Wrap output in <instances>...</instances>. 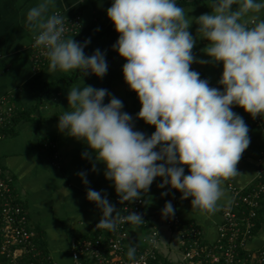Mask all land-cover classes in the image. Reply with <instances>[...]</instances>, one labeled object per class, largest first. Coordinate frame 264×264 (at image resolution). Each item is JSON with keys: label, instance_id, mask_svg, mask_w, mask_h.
<instances>
[{"label": "clouds", "instance_id": "clouds-1", "mask_svg": "<svg viewBox=\"0 0 264 264\" xmlns=\"http://www.w3.org/2000/svg\"><path fill=\"white\" fill-rule=\"evenodd\" d=\"M54 3L40 0L25 21L37 33L34 47L44 50L48 71L104 77L106 54L96 49L87 56L90 41L65 39V15H48ZM209 7L210 13L194 21L195 38L188 31L193 21L178 0H112L106 10L119 34L112 48L126 61L124 82L141 105L135 119L155 128L150 136L134 130V118L122 111L119 98L104 103L107 89L83 84L68 90V110L58 118L57 129L87 145L90 151L83 156H93L92 171L96 163L104 164V177L121 203L140 199L160 178L159 188L175 189L181 200L191 198L192 209L212 214L224 194L222 183L240 175L236 165L250 144L249 128L232 109L264 119V20L253 15L249 26L244 18L264 10V0H209ZM196 39L208 41L201 50L207 60L193 54ZM193 63L222 65V89L201 79ZM78 175L88 184L87 173ZM86 199L102 213L97 229L115 232L125 223H144L134 212L113 215L114 206L100 191L89 188ZM175 211L168 201L161 216L172 217ZM135 253L130 243V261Z\"/></svg>", "mask_w": 264, "mask_h": 264}, {"label": "crops", "instance_id": "crops-1", "mask_svg": "<svg viewBox=\"0 0 264 264\" xmlns=\"http://www.w3.org/2000/svg\"><path fill=\"white\" fill-rule=\"evenodd\" d=\"M39 3L40 0H0V101H5L14 112L18 110L21 113L14 123L12 116L9 123L2 127L4 134L0 133V179L12 180L13 193L27 212L29 226L36 234V243L54 263L73 264L71 252L74 245L101 230L96 225L102 213L95 203L86 199L88 189L100 191L113 206L115 189L112 182L104 177L103 163H96L95 171L91 170L93 156H83L85 151H90L87 145L57 129L58 118L68 110V90L83 88L84 85L107 89L110 95L105 97L104 103H108L111 96L119 98L123 102L122 111L134 118L135 131L150 136L155 128L135 119L141 105L136 93L129 90L124 82L122 66L126 61L112 48L119 36L106 15L112 0H55L48 12V15H65L67 19L81 18L77 34L65 39L72 37L81 44L90 41L84 48L87 56L96 49L106 54L108 71L102 78L94 75L82 77L79 71L50 73L48 60L39 70L34 68L30 46L37 33L29 30L25 21L28 10ZM178 6L183 7L186 17L193 21L188 31L195 38L198 25L194 21L212 11L209 0H178ZM235 7L232 6L233 10ZM253 15L264 20V10L250 13L244 18L249 26ZM207 43L206 40L196 39L192 52L197 59H208L201 51ZM191 68L200 73L201 79H207L210 87L222 89L218 84L222 65L193 63ZM232 110L247 124L250 144L236 165L240 175L222 183L224 194L214 213L201 214L191 208L190 197L181 200L182 194L175 189L168 186L159 188L160 178H156L144 193L145 206L141 217L145 223L140 224L142 228L135 226L133 237L136 242L142 243L144 232L158 230L161 236L158 247L164 259H181L177 243L172 241V234L165 223L168 218L161 216L166 202H172L182 227L195 225L201 231L202 240L213 244L218 237V225L222 222V209L231 200V187L246 192L256 182L257 160L264 152V132L251 122L243 108L234 106ZM46 144L53 146L46 147ZM80 172L87 173L88 184L82 183L78 175ZM165 191L168 194L162 196ZM260 202L257 231L247 243L248 250H257L264 245V196ZM2 259L0 255V264H7ZM20 261L24 263V259Z\"/></svg>", "mask_w": 264, "mask_h": 264}, {"label": "built area", "instance_id": "built-area-1", "mask_svg": "<svg viewBox=\"0 0 264 264\" xmlns=\"http://www.w3.org/2000/svg\"><path fill=\"white\" fill-rule=\"evenodd\" d=\"M80 27L79 16L66 18L64 38L77 34ZM35 36L30 48L34 68L39 70L48 59L42 48L34 47ZM13 114L14 109L6 106L5 101H0V128L9 123ZM249 117L264 132V119ZM55 158L58 159L57 154ZM257 164L256 182L248 191L231 187V200L222 209V222L218 225V237L213 244L202 240L201 231L195 225L182 227L180 217L174 215L165 223L181 253L178 261L160 256L158 245L161 236L158 230L144 232L142 243H138L133 237L136 225L125 223L115 232L101 229L99 233L81 239L71 252L73 264H264V245L257 250L247 249V243L255 235L260 201L264 196V152ZM113 203L116 210L113 215L116 212L141 215L145 196L143 194L136 201L121 203L115 192ZM0 217V252L8 264H56L36 243V234L29 226L27 212L13 193L10 178L0 179ZM130 243L136 248L135 261L127 257ZM20 259L29 260L23 263Z\"/></svg>", "mask_w": 264, "mask_h": 264}, {"label": "trees", "instance_id": "trees-1", "mask_svg": "<svg viewBox=\"0 0 264 264\" xmlns=\"http://www.w3.org/2000/svg\"><path fill=\"white\" fill-rule=\"evenodd\" d=\"M20 115H21V113H20L18 110H15L14 115H13V118H12L13 123L15 122V119H16L17 117H19ZM3 132H4V129L0 128V133H1V134H4ZM256 231H257V230L255 229V232H256ZM0 255H1V257L3 258V259H2L3 262L8 264V261H7L6 257L4 256V254H2V253L0 252ZM28 260H29V259H25V260H24V263H27Z\"/></svg>", "mask_w": 264, "mask_h": 264}]
</instances>
